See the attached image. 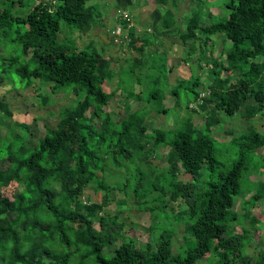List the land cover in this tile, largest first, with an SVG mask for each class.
<instances>
[{
    "label": "trees",
    "instance_id": "1",
    "mask_svg": "<svg viewBox=\"0 0 264 264\" xmlns=\"http://www.w3.org/2000/svg\"><path fill=\"white\" fill-rule=\"evenodd\" d=\"M24 1L0 0V87L10 78L23 86L39 79L79 98L76 105L60 111L56 126H47L33 147L25 144V133L6 141L0 132V159L9 163L0 169V264H197L201 259L206 264H251L253 258L246 251L253 239L249 231L264 226V217L251 210L264 198V175L254 178V193L244 214L235 209V201L242 193V175L251 168L264 172V163L253 161L264 147V131L250 124L239 135L231 132L228 143L239 158L229 169L223 168L218 137L212 132L221 121L220 111L231 120L245 106L244 119L264 117V0H225L228 17L210 24H202L199 14L190 17L187 31L179 34L184 43L192 40L189 58L194 57L200 36L205 37L201 44L205 48L213 42L202 56L206 51L214 54L213 36L231 40L232 45L224 61L215 55L206 61L213 74L207 88H198L199 74L184 78L192 82L185 87L192 93L187 104L178 92L184 79L172 88L173 107L198 108L205 113V123L197 127L189 115L170 130L146 123L150 113L170 111L158 91L129 92L145 105L116 120L106 106L129 83L123 81V66L116 70L112 57L94 42L80 48L74 38L73 45L67 42L69 36L59 38L66 32L63 23L82 31L100 20L95 5L88 0H35L21 14L17 8L25 7ZM163 3L165 8L172 6L163 15L167 34L178 23L180 6L177 0ZM124 20L127 27L130 20ZM129 35L128 46L137 56L128 60L134 66L126 75L137 76L141 66L145 76L136 80L144 88L145 77L154 74L151 57H146L153 42L140 38L132 27ZM117 77L115 87H109ZM40 98L48 103L46 96ZM2 115L11 118L13 112L0 99V125ZM24 128L27 132L29 126ZM159 157H164L165 166L155 162ZM113 168L123 170L120 183L106 180ZM90 187L103 193L100 200L84 198ZM113 191L124 193L129 208L151 215L153 236L143 247L134 234L125 232L119 215L105 212ZM181 224L184 243L175 253L168 233L178 231ZM241 224L245 232L238 233ZM255 260L254 264H264V252Z\"/></svg>",
    "mask_w": 264,
    "mask_h": 264
},
{
    "label": "rangeland",
    "instance_id": "2",
    "mask_svg": "<svg viewBox=\"0 0 264 264\" xmlns=\"http://www.w3.org/2000/svg\"><path fill=\"white\" fill-rule=\"evenodd\" d=\"M34 3L35 0H26L24 1L25 7H19L17 8V11L21 14H26V10L28 11L30 8L29 6H32ZM88 3H92L91 5H95L98 8L100 5L94 3V0H89ZM177 3L180 6L178 13L179 16L177 19L178 23L173 29L167 32V34L164 33L166 29L162 25L164 19L163 15L172 6H167V8H165L166 4L163 3V0H115L111 1V6L105 8L106 10H110L109 14L113 16L117 14V18H119V14L123 11H127L131 22H134L133 28L135 30H140V32H137L139 35H137L139 37L141 36L140 38L147 37L153 42L151 45H148V53L146 54V57H151L149 61L152 63L154 74L153 77L151 74L145 77L144 82L146 85L144 88H142L136 80L137 76H145V74H142L139 70V67L141 66L136 68V70H138L137 76L131 75L129 77L126 75V70L134 66V61L128 63V60L137 55V52L128 46L130 41H122L114 36L116 35L113 33V29L115 28H113V21L116 19L115 17H110L107 20L109 27H107V29H109V31L105 29L99 33H96L93 30L77 31L71 27H67L65 23H63V30L66 32H61L59 35L61 40L69 36L67 42L73 45L74 38L75 44L80 48L87 47L91 42H94L100 52L106 56L112 57V66L116 68V70L123 66V81H127V79H129V83L132 85L130 86L128 82L124 83V85L122 84V88L106 106V109L116 120L124 117L126 118L129 113L135 111L136 109L143 108L145 105L144 102L136 101L134 97L128 96L129 92L133 95L132 93L138 92L142 89V92L145 95L158 91L157 93L159 96L165 97L163 100L164 106H171L168 114L154 111L147 116L146 123L152 128L162 126V128H165L166 130L173 129L179 126L180 122L189 115H191L197 127H202L205 123V113L200 109L197 108L196 111H193L191 109H187L185 106L178 108H176L177 106L173 107L171 96L172 88H175L180 83L178 81H181L184 78H191L193 74L195 77L198 74L200 75L198 88L200 90L205 89L204 87L207 88L208 83L213 79V74L210 73V66L206 61L212 60L214 55L219 56L220 59L224 61L225 53L230 50L232 41H225L220 35L213 36V38H216L215 40H217L214 43V54L210 55V52L206 51V54L202 56V51L206 50V48L209 50L208 47H210L213 42L205 48L201 45L205 37L200 36V38L197 39L195 50L196 54L194 53V57L189 58L188 51L192 40L184 43L179 34L187 31L189 19L194 14L200 15L202 24H210L219 19L228 17L230 9L226 8L225 0H177ZM177 9H174V11H177ZM111 38L113 39L111 40ZM115 39H118L120 44L113 42ZM121 41L125 43H122ZM159 45L161 46V50L157 48ZM197 57L199 58L197 59ZM198 62H201V64ZM168 65L171 66V72L168 71L166 73L167 68H169ZM239 73L240 72L237 71L232 76L235 77L239 75ZM185 79L182 80V89L178 91L180 99L184 105L187 104V98L192 96V93L189 92L188 89H185L187 86H192V82L191 80L189 81ZM151 80H157V82H151ZM117 81L118 77L115 78L111 84H109V87L114 88ZM144 82H142V84ZM42 96H46L48 98V103L44 104L40 102V97ZM78 98L79 96L71 90L66 91L60 89L55 91L53 89L52 82H41L37 79L34 80L32 85L23 86L20 85L19 82L16 84L11 78L7 79L0 87V99L8 102L13 112V116L11 118H6L2 115L3 120L0 125V132L3 139L8 141L14 137L15 133H25L28 135L26 137L27 140L25 141V144L29 147L35 146L38 143L39 138L45 134L47 126H56L60 111L67 106L76 105ZM244 112L245 106H242L241 110L231 120L226 118L224 112L220 111L218 113L219 117L222 118L212 133L218 137L216 142L218 155L226 165L223 167L224 169H229L232 166V163L239 158V155L232 151L233 146L228 143L232 137L231 132L234 131V134L239 135L247 131L250 124H254L258 130L264 131V117L257 116L254 119L246 120L242 116ZM16 122L19 123L20 126L15 124ZM25 125L29 126L27 132L24 128ZM253 161L257 164H259L258 162H260V164L264 163V147H261L256 151V154L253 156ZM155 162L161 167L166 165L164 157L156 158ZM8 164L9 163L6 159H0V169L6 168ZM161 167H158L157 170L161 169ZM99 174L101 175V173ZM259 175L262 177L264 172L254 171L251 168L248 169L241 177L242 193L235 201V209L241 214L245 213V203L254 193V178L257 179ZM105 176L109 183H120L122 181L121 176L125 175L122 169L119 172L116 168H113V170L110 171V175ZM19 188H21V185ZM92 188L94 187H90L86 190L84 198L88 199L91 197L94 200H100L103 193H96ZM128 205L129 204L124 193L113 191L112 200L105 212L119 215V219L126 224L125 232L127 234H134L137 244L143 247L145 245V241L149 238L148 236H153V230L151 229L150 223L153 219L148 212L138 210L136 208H129ZM171 207L172 209H175L174 204H172ZM251 211L252 214L264 217V198L258 200L255 207H253ZM12 216V213L9 214L10 218ZM97 216H100V214ZM162 222H164L163 219ZM165 224L166 222L163 225ZM246 224L249 226V220H246ZM244 226L245 224L238 225L237 232H245ZM262 228L263 229L261 230L260 228L251 227L249 231V235H251L253 239L247 246L246 251L253 258L251 264H254L260 251L264 252V226ZM185 233L186 231L184 229V225L182 224L175 233H168L173 237V250L175 253L180 251V246L184 243L183 236ZM197 264H206V261L201 259Z\"/></svg>",
    "mask_w": 264,
    "mask_h": 264
},
{
    "label": "crops",
    "instance_id": "3",
    "mask_svg": "<svg viewBox=\"0 0 264 264\" xmlns=\"http://www.w3.org/2000/svg\"><path fill=\"white\" fill-rule=\"evenodd\" d=\"M89 1V0H88ZM106 3H105V2ZM111 1H115V0H94V3H97V5L98 4H100L99 5V8L98 7H96L98 10H99V12L101 13V17H100V20H98L97 22H95V23H93L92 25H90V26H88V27H86V28H84V30L85 31H94V32H96V33H99V32H101L102 30H105V29H107V27H108V24H107V20L110 18V17H115L116 19H114V21H113V28L117 25V24H120L121 22H123V24H125V20H123L122 19V14H119V18H117L118 16H117V14L115 15V16H113V15H111V14H109V9L108 10H106L105 8H107L108 6H111ZM108 2H110V3H108ZM89 4H92V3H89ZM108 4H110V5H108ZM112 6H113V4H112ZM126 10V9H125ZM125 12H127V11H125ZM119 20H121V21H119ZM129 20H130V18H129ZM133 23L134 22H131V20H130V25H131V27L133 28ZM135 25V24H134ZM109 28V27H108ZM108 31H109V29H107ZM144 30V29H143ZM142 30V31H143ZM136 32H140V30L139 29H136ZM138 34V33H137ZM139 35V34H138ZM161 35V34H160ZM115 37H117L119 40L121 39H123V38H121V36H116V35H114ZM156 36V35H155ZM141 37V36H140ZM113 38H111V40H112ZM118 39H115V41H113V42H116V44H120V42H119V40ZM122 41H125V40H122ZM121 41V42H122ZM122 43H125V42H122ZM142 42L140 41V43L139 44H141ZM159 50H161L160 48H161V46L159 45L158 47H157ZM135 56H137V55H135ZM171 67V66H170ZM170 72H171V68H170V70H169Z\"/></svg>",
    "mask_w": 264,
    "mask_h": 264
},
{
    "label": "built area",
    "instance_id": "4",
    "mask_svg": "<svg viewBox=\"0 0 264 264\" xmlns=\"http://www.w3.org/2000/svg\"><path fill=\"white\" fill-rule=\"evenodd\" d=\"M122 19H128L129 18V14L128 12H125L123 11L122 13ZM131 28V25L129 24L127 27H125V25L123 24V22H121L120 24H117L115 26V28L113 29V33H115L117 36H121V38H123L122 40H125V41H130L131 38H130V35H129V29ZM203 95L202 94V99H200V102L203 101ZM194 105V104H193ZM196 106V105H194Z\"/></svg>",
    "mask_w": 264,
    "mask_h": 264
}]
</instances>
